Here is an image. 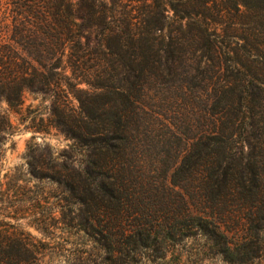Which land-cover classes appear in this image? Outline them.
<instances>
[{"label":"rangeland","instance_id":"1","mask_svg":"<svg viewBox=\"0 0 264 264\" xmlns=\"http://www.w3.org/2000/svg\"><path fill=\"white\" fill-rule=\"evenodd\" d=\"M5 1L0 9L3 32L9 31L5 26L10 20L3 18ZM104 2L112 11L109 21L131 16L146 30L149 20L160 21L153 12L158 10L154 0H131L123 6L115 0ZM227 7L235 16L233 4L227 2ZM167 15L170 18L160 21L162 31H134L147 36L138 62L155 68L136 85L134 95L145 110H138L129 124L132 141L123 148L119 178L130 198L127 203L124 199L122 212L110 223L124 226L129 236L115 237L114 248L97 231L103 217L96 215L88 223L75 203L79 196L67 189L69 183H82L78 195L87 196L83 189L90 180L63 172L70 167L69 154L73 166L79 165V146L72 147L73 141L55 129L49 133L30 129L46 116L49 101L26 91L17 109L2 104L12 128L0 149V230L19 237L21 264H264V226L248 220L264 219L258 197L243 199L235 192L232 197L224 184L203 190L205 178L198 173L194 146L202 133L224 126H230L239 144L257 146L264 141L260 133L264 114L257 112L264 103L259 90L264 81L259 47L263 31H245L241 18L228 15L237 21V30L217 29L213 51L196 42L187 25L179 29L172 11ZM51 22L54 27L56 22L52 18ZM83 31L93 36L99 30L94 26ZM232 66L240 72L231 71ZM242 87L247 101L238 105ZM252 119L260 131L250 128ZM187 152L192 154L190 172L173 175ZM217 194L219 200L214 198ZM197 216L209 219L208 228H200ZM226 241L238 245L231 259L223 253Z\"/></svg>","mask_w":264,"mask_h":264},{"label":"trees","instance_id":"2","mask_svg":"<svg viewBox=\"0 0 264 264\" xmlns=\"http://www.w3.org/2000/svg\"><path fill=\"white\" fill-rule=\"evenodd\" d=\"M115 1L123 6L131 0ZM154 1L158 10L152 11L158 13L160 21L170 18L167 14L172 11V16L179 18V29L187 25L196 42L201 41L200 45L205 44L213 51L219 40L217 29L237 30V21L230 19L232 14H228L227 2H231L235 9V16H232L241 18L240 24L245 31H263L259 47L264 60V0ZM1 4L2 0L0 9ZM5 4L3 18L10 20L5 26L9 31H0V149L12 128L2 104L9 110L17 109L26 91L44 96L49 101L46 116H40L30 129L33 133H49L50 129H55L73 141L72 147L79 146V165L73 166L69 154L71 164L63 172L80 180H90L83 189L87 196L78 195L82 193V183H69L67 189L79 196L75 203L88 223L96 215L103 217L98 220L97 231L107 245L114 248L127 233L124 226L110 224L111 219L122 212L124 199L127 203L130 198L128 189L119 180L122 178V151L132 141L129 124L134 114L145 110L134 95L138 91L136 85L146 80L155 68L138 62L143 52L142 42L147 41V36L134 31H162L165 26L158 18L149 20L152 23L148 30L136 26L131 16L109 21L112 11L104 0H6ZM51 18L56 22L54 27ZM111 22L113 24L109 25ZM94 26L99 31L93 36L83 31ZM149 47L152 49L154 45L151 43ZM234 70L236 74L240 72L237 66H232L231 71ZM154 72L159 74L161 70ZM80 84H86L87 88H79ZM247 87L248 84L246 90ZM244 88L239 90L238 105L245 101L247 91ZM259 90L262 98L264 81L260 82ZM258 108L257 112L263 116L264 103ZM35 118L36 115L34 121ZM249 126L261 130L253 119ZM262 129L261 136L264 135ZM194 146L195 157L200 160L198 173L205 178L203 190L210 192L213 187L224 184L231 191L229 195L235 192L243 199L258 197L259 209L264 211V141L257 146L239 144L230 126H224L202 133ZM191 156L190 152L183 155L173 175L190 172ZM214 198L219 200L220 195ZM115 204L116 208H111ZM197 219L200 228H208L211 223L204 216H197ZM248 220L264 226L261 217L258 221L251 217ZM20 244L15 233L0 230V264H21ZM235 245L225 242V258H230L233 247H238Z\"/></svg>","mask_w":264,"mask_h":264}]
</instances>
